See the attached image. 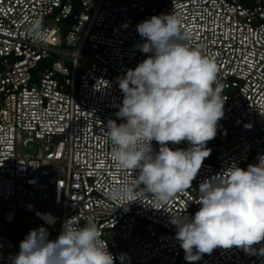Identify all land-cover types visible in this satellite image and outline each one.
Instances as JSON below:
<instances>
[{
  "label": "built area",
  "instance_id": "2783aa9c",
  "mask_svg": "<svg viewBox=\"0 0 264 264\" xmlns=\"http://www.w3.org/2000/svg\"><path fill=\"white\" fill-rule=\"evenodd\" d=\"M162 14L180 17L189 42L215 61L224 116L191 188L163 205L147 194L126 206L107 193L139 170L115 166L103 131L109 120L124 122L117 78L148 55L136 26ZM36 18L40 39L28 32ZM260 156L264 0H0V264H13L31 230L58 237L68 218L95 223L115 264H264V240L187 261L171 222L173 214L194 217L201 182Z\"/></svg>",
  "mask_w": 264,
  "mask_h": 264
},
{
  "label": "clouds",
  "instance_id": "9594fccd",
  "mask_svg": "<svg viewBox=\"0 0 264 264\" xmlns=\"http://www.w3.org/2000/svg\"><path fill=\"white\" fill-rule=\"evenodd\" d=\"M136 28L145 41L139 50L148 55L117 78L123 101L116 116L124 122L109 120L103 135L115 166L139 172L130 182L114 185L107 196L127 206L151 194L163 205L191 188L211 153L207 142L217 135L226 98L215 61L189 42L180 17L152 16ZM28 32L34 39L45 35L42 20L32 19ZM152 141L160 145L158 152ZM184 141L187 149L168 146ZM198 192L195 202L201 207L194 217L173 214L171 221L187 261H198L217 247L247 251L264 240V156L247 169L234 165L204 180ZM48 236L44 227L31 230L13 264H115L117 259L95 223L78 227L68 218L55 240Z\"/></svg>",
  "mask_w": 264,
  "mask_h": 264
},
{
  "label": "rangeland",
  "instance_id": "374dc122",
  "mask_svg": "<svg viewBox=\"0 0 264 264\" xmlns=\"http://www.w3.org/2000/svg\"><path fill=\"white\" fill-rule=\"evenodd\" d=\"M69 60V57H67V61ZM43 64V62L40 63V66ZM30 152L34 151L33 149H29ZM3 202L0 200V209L3 207ZM57 238L56 234L51 233L49 239L55 240Z\"/></svg>",
  "mask_w": 264,
  "mask_h": 264
}]
</instances>
